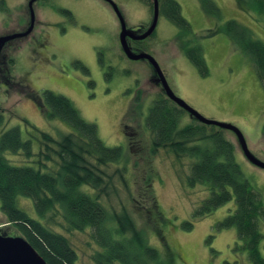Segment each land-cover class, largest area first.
Returning a JSON list of instances; mask_svg holds the SVG:
<instances>
[{
	"label": "rangeland",
	"instance_id": "obj_1",
	"mask_svg": "<svg viewBox=\"0 0 264 264\" xmlns=\"http://www.w3.org/2000/svg\"><path fill=\"white\" fill-rule=\"evenodd\" d=\"M29 1L0 0V36L28 25ZM115 1L128 28L138 32L146 30L145 26L152 19L147 4L140 0ZM177 1L182 6L183 16L191 24V34L180 35L182 30L161 15L156 34L143 42L144 49L159 62L179 97L206 118L236 125L245 135L251 152L264 161V86L249 56L224 32H216L228 20L236 19L264 41V15L252 10L247 3L239 6L238 0H214L223 11V18L218 20L205 12L200 0ZM34 8L36 26L33 34L9 40H12L7 49L12 81L7 85L0 76V114L4 116L0 137L3 131L14 126L21 128L25 139L32 132L30 125L56 138L74 131L61 119L45 117L38 98L46 89L65 95L88 121L97 124L100 137L107 145L123 146L130 155L127 185L119 175L113 174L123 162L104 167L113 174L111 185H114L110 197H103L104 200L116 210L123 206L130 209L138 225L145 226L151 242L163 253L170 252L174 264H252L246 251L235 249L237 229L217 227L219 221L234 211L235 199L196 219L190 230L183 228L182 223L192 219L193 211L209 191L203 185L190 188L185 184L183 178L189 173L191 158L178 160L165 149L155 154L150 152L151 134L145 128V115L151 102L165 97L166 93L161 89L162 84L151 81L152 73L156 71L147 60H131L124 54L118 36L120 26L111 6L104 0H37ZM63 8L72 11L71 18L59 13ZM52 20L72 28L70 35L55 36ZM44 37L51 44L50 52L57 50L59 57L54 53L49 56L50 52L39 54L38 40L42 41ZM194 43L204 51L206 73H202L183 52L184 45ZM101 57L104 63L100 62ZM182 121L183 124H199L186 111ZM212 128L218 129L209 126L208 130L212 131ZM223 133L234 143L237 162L251 184L262 191L264 200V168L245 156L233 131L225 129ZM39 148L40 142L35 140V152ZM5 156L17 165H35L23 152H7ZM47 163L49 167L56 165L53 161ZM149 174L152 178L146 187ZM150 190L164 216L162 223L152 214L153 224L164 230L163 237L157 231L154 234L151 218L144 209L150 200L145 191ZM18 202L30 215L38 217L31 198L20 196ZM9 224L0 201L1 232L8 236H23L18 228ZM53 228L69 237L78 251V264H94L92 254L99 246L89 230L68 232L58 225ZM261 251L264 256V241Z\"/></svg>",
	"mask_w": 264,
	"mask_h": 264
},
{
	"label": "trees",
	"instance_id": "obj_2",
	"mask_svg": "<svg viewBox=\"0 0 264 264\" xmlns=\"http://www.w3.org/2000/svg\"><path fill=\"white\" fill-rule=\"evenodd\" d=\"M200 2L209 16L218 20L223 18V11L214 0ZM246 3L252 10L264 15V0H238L239 6L243 7ZM163 12L182 33L187 36L191 34V24L183 16L182 6L177 0H164ZM219 31L228 35L249 56L264 86V41L255 37L250 27L236 19H230L218 27L216 32ZM138 44L144 46L143 42ZM183 52L202 73L207 72L200 45H184ZM7 76L11 78L9 72ZM38 98L45 117L61 119L74 131L56 138L30 125L32 132L27 139L19 126L2 132L0 201L9 225L18 228L49 264H78L79 257L69 237L56 231L53 225L68 232L89 230L91 238L99 246L92 254L94 264H174L170 252L163 253L151 242L145 226L138 225L130 209L123 206L116 210L103 198L110 197L114 189V185H111L113 174L119 175L127 185L130 155L126 154L123 146L107 145L100 137L97 124L88 121L65 95L46 89ZM171 101L165 95L154 99L148 107L145 128L151 134L150 152L155 154L165 149L178 160L191 158L189 173L183 178L185 184L190 188L203 185L209 191V195L193 211L192 219L182 223L183 228L190 230L196 219L235 199L234 211L219 221L217 227H235L238 235L235 249L246 251L252 264H264L261 251L264 241L262 191L246 178L236 160L234 143L224 136L225 129L200 121L196 125L183 124L186 110L177 104L171 105ZM3 123L4 116L0 114V126ZM209 126L218 129L212 128L210 131ZM35 140L40 142L38 152L34 149ZM7 152H23L29 160L32 158L35 165L14 164L5 156ZM48 161L56 165L49 167ZM120 162L123 165H119L113 174L104 169ZM151 178L149 174L146 187H149ZM145 193L150 195L149 204L144 209L151 218L152 231L154 234L157 231L163 237V228L152 221L154 214L160 222H165L160 205L153 190ZM20 196L32 199L38 217H33L20 207Z\"/></svg>",
	"mask_w": 264,
	"mask_h": 264
},
{
	"label": "water",
	"instance_id": "obj_3",
	"mask_svg": "<svg viewBox=\"0 0 264 264\" xmlns=\"http://www.w3.org/2000/svg\"><path fill=\"white\" fill-rule=\"evenodd\" d=\"M37 0H30L28 3L30 14H31V22L29 28L19 34H10L5 36H0V51L4 47V45L10 40L20 35L29 34L35 25L36 22V12L34 8V4ZM109 1L114 9L116 10L120 22H121V33H120V42L122 49L126 56L131 60H148L154 67L156 73L158 74V81L161 82L162 87L166 93V95L174 101L179 107L185 109L190 113V115L200 121L201 123L207 125H215L222 129L233 131L242 147V150L245 156L255 165L264 168V161L260 160L256 157L250 150L246 137L243 132L234 124L221 122L213 119L206 118L203 116L198 110L193 108L188 102H186L183 98L179 97L171 88L159 62L156 58L148 53L147 51H139L136 52L132 49L129 38L136 40H143L152 35L155 31L158 19H159V0H154V18L150 26L141 33L138 31H134L127 27V23L125 17L119 8L118 4L114 0H106ZM140 32V31H139ZM0 264H49L37 250L31 245V243L25 239L23 236H8L1 232L0 230Z\"/></svg>",
	"mask_w": 264,
	"mask_h": 264
},
{
	"label": "flooded vegetation",
	"instance_id": "obj_4",
	"mask_svg": "<svg viewBox=\"0 0 264 264\" xmlns=\"http://www.w3.org/2000/svg\"><path fill=\"white\" fill-rule=\"evenodd\" d=\"M104 1H106V0H104ZM115 1V0H114ZM141 2H143V3H145V4H147L148 5V8H150V13L151 14H149L150 15V18H151V15H152V19H151V21L148 23V25L147 26H145L146 27V29L150 26V24L152 23V21H153V18H154V0H150V1H145V0H140ZM163 1L164 0H159V6H160V12H159V19H158V23H157V26H156V29H155V31L152 33V35H154V34H156V31H157V27H158V25H159V22H160V20H161V15H163V16H166L165 15V13L163 12ZM108 4H109V6H111V8H112V10L115 12V14H116V17H117V20H118V24H119V26H120V32H119V34H118V36H119V38H120V33H121V22H120V18H119V16H118V14H117V12H116V10L114 9V7H113V5L109 2V1H106ZM116 2V1H115ZM117 3V2H116ZM119 6V5H118ZM119 8H120V6H119ZM166 8L169 10V7L168 6H166ZM153 11V13H152V11ZM29 11H30V9H29ZM170 11V10H169ZM59 13H63V14H66V15H68V16H70V18L72 17V11L71 10H69V9H60V12ZM58 20V19H57ZM56 20V21H57ZM55 21V20H54ZM30 22H31V14H30ZM30 22L28 23V25L27 26H24V27H22V28H19L18 30H16V31H13V32H10V33H8L7 35H10V34H15V33H19V34H21V33H23V32H25L28 28H29V26H30ZM52 22H53V20H52ZM35 26H36V22H35V25H34V28H33V30L29 33V34H27V35H20V36H16L15 38H13L12 40H15V39H22V38H25V37H28V36H31L32 34H33V31L35 30ZM52 26H54V30H53V33H54V35L55 36H69L70 35V33H71V31H72V28H67L65 25H63L62 26V23L61 22H53V25H51V27ZM143 29V28H142ZM145 29V28H144ZM144 31V30H143ZM142 32V30L140 31V32H138V33H141ZM41 35V34H40ZM152 35H150L149 37H151ZM180 35H183L182 34V32H180ZM149 37H147V38H149ZM146 38V39H147ZM146 39H143V40H136V39H132V38H129V43H130V45H131V47H133L134 49L136 48V49H139L140 51H146L144 48H142L138 43H140V42H144ZM11 40V41H12ZM11 41H8L5 45H4V47L2 48V50L0 51V60H1V64H0V71L2 72V77H3V79H4V82L8 85V84H10L11 83V81H12V78H9L8 76H7V73L9 72V66H10V52H8L7 51V49L9 48V46H10V42ZM39 42H40V45H39V47H40V50H39V54L40 55H44V54H46V53H49L50 52V50H51V44H50V42H49V40H45V37H44V39L41 41V40H38ZM123 50V49H122ZM4 51V52H3ZM6 51V52H5ZM2 52H3V56H2ZM124 52V51H123ZM54 53V55H55V57H59L58 55H59V52L57 51V50H52L51 52H50V54H49V56H51L52 54ZM125 54V53H124ZM126 55V54H125ZM1 56L3 57L2 59H1ZM49 60V65H50V59H48ZM144 60H146V59H144ZM148 61V60H147ZM100 62L101 63H104V59L101 57L100 58ZM62 63V62H61ZM148 63H149V65L151 66V67H153V65L148 61ZM154 68V67H153ZM155 70V69H154ZM155 73V72H154ZM154 73H152V77H151V81L152 82H154L156 85H158V84H160L161 85V83L158 81V74L157 73H155V75H154ZM161 89H162V91H164V89H163V87L161 86Z\"/></svg>",
	"mask_w": 264,
	"mask_h": 264
}]
</instances>
